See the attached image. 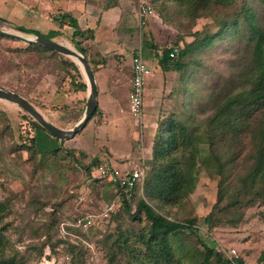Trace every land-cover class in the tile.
<instances>
[{"label":"rangeland","instance_id":"374dc122","mask_svg":"<svg viewBox=\"0 0 264 264\" xmlns=\"http://www.w3.org/2000/svg\"><path fill=\"white\" fill-rule=\"evenodd\" d=\"M249 2L260 5L258 0H233L229 6L211 2L207 11L199 9L198 16H195L190 11V0H157V5H169L166 10L168 20L160 15L154 3L159 14L150 20L153 29L145 33L144 27L150 25L140 23L137 31L143 32L146 38L150 36L148 42L159 45L160 50L174 47L176 42L184 48L208 31L216 34L220 29L214 20L216 16L232 17L241 8L248 9ZM11 31L33 35L17 28ZM216 35L213 44H207L196 54L193 69L197 73L193 80L179 71L163 69L155 49L144 46V56L153 74L147 82L142 125L131 114L129 91L125 88L120 93L118 121L109 120L99 107L87 126L69 140H59L37 128L33 124L34 118L25 110L0 99V198L10 205L3 222L7 255H15L25 264H71L73 254L68 250L70 244H75L80 246L82 264H143L146 248L139 236L148 233L150 221L144 212H137L134 201L131 212H128L122 199L117 197L115 186L107 179L94 177L92 172L89 173L88 165L103 155L117 160L120 166L128 159L144 158L146 173H149L148 162L153 157L158 134H166V124L171 119L187 121L188 110L196 111L199 117L188 125L189 130L194 129L193 142L199 149V164L210 157L207 124L199 121L209 113L205 108L209 91L224 78L230 79L233 74L230 65L241 48L240 33L236 29ZM157 37L162 44L155 42ZM61 41L78 50L75 42ZM66 60L76 62L64 54L53 59L41 57L29 48V44L0 36V86L21 93L47 120L70 129L83 117L89 91L88 88L86 91L76 90L72 75L76 81L80 79L73 70L65 67ZM76 63L82 73L81 80L87 83L82 67ZM96 68L97 81L104 83L106 74L97 65ZM122 69L128 80L132 74L131 63H124ZM246 88L248 86L239 84L232 93ZM198 91L201 101L197 104L191 99ZM263 117L264 106H250L240 118L256 122ZM242 138L246 152L250 147L249 138ZM33 146L36 154L29 150ZM58 148H61L58 155H50ZM44 153L49 155L44 156ZM241 155L238 161H242L244 156ZM218 181L219 176L210 175L201 164L196 188L182 204L167 205L159 200H146L170 219H196L205 241L228 259L243 258L245 264H264V258H261L264 250L263 202L246 208L237 226L220 224L208 231L205 220L217 201ZM119 237L121 242L126 241V245L115 248L116 256L111 260L112 243ZM182 238L204 251L195 237L183 234ZM47 239L48 244L40 250L39 243ZM174 246L176 248L177 243ZM232 249L237 250L238 257L230 256ZM176 253H179L177 248Z\"/></svg>","mask_w":264,"mask_h":264},{"label":"trees","instance_id":"16d2710c","mask_svg":"<svg viewBox=\"0 0 264 264\" xmlns=\"http://www.w3.org/2000/svg\"><path fill=\"white\" fill-rule=\"evenodd\" d=\"M155 1L154 5H157V0ZM258 1L260 5L255 6L249 2L248 9L243 7L232 17L216 16L214 19L220 28L216 34L228 33L229 29L233 28L240 33L241 48L230 65L233 71L230 79L224 78L209 91L208 100L205 103V108H208L209 113L199 121V123L207 124L206 132L209 135L211 147L210 157L199 164V149L193 142L194 129L189 130L188 128V125L192 123L191 120L199 117L196 111L188 110L187 121L171 119L166 124L167 129L164 130L166 134L164 132L158 134L153 157L148 162L151 171L146 173L142 188H136L129 197L121 187L109 182L117 189V197L122 199L128 212H131V203L134 201L137 212H144L150 221L148 233L139 236V240L146 248L143 264H245L243 258L232 261L223 252L209 245L201 235L196 219L186 221L170 219L158 211L146 198L159 200L167 205L182 204L194 192L202 164L210 175L219 176L217 201L205 220L209 232L220 224L237 226L245 215L246 208L257 202L264 203V117L256 122L240 118L247 107L261 108L264 106V0ZM190 2L192 3L190 11L198 16L199 9L207 11V6L211 2L229 6L233 0H190ZM163 5L156 7L160 15L168 20L166 10L169 5L164 3ZM72 26L75 28L73 42L77 45V49L88 57L91 65H95L93 66L94 71H97L98 63L90 58L88 49L83 45L85 39L91 38L89 32L82 31L75 19H72ZM19 29L27 33L40 34L38 31L22 26ZM211 33L212 31H208L203 37H196L184 48L179 47L178 42L174 47L164 50H160L159 45L151 44L148 40L145 44L155 49L157 59L163 69L179 71L184 77L193 80L197 73V70L193 69L197 61L196 54L207 44H213L216 39L217 35L215 33L210 35ZM29 48L47 59L61 55L38 44H29ZM175 48L178 53L175 57H171L170 53ZM64 65L73 70L80 79L76 81L75 76L72 75L76 90L86 91L88 85L81 80L82 73L79 65L70 60L64 61ZM239 84L246 85L248 88L239 93H232ZM199 94V91L195 92L191 101L200 103ZM98 110L99 107L95 114ZM33 124L49 133L37 121L34 120ZM242 137L249 138L250 147L246 152ZM29 150L32 154H36L37 150H34V146ZM60 150L61 148L54 149L50 155L56 156ZM46 155L49 154L44 153V156ZM240 155L244 156L242 161L237 160ZM99 161L100 158L96 157L88 165L89 173ZM141 189L143 192L139 193ZM9 206V203L0 198V264H25L15 255H7L5 252L7 241L4 238L5 225L3 222ZM262 214L264 216V210ZM183 234L195 237L196 243L203 245L204 251L198 249L197 245L192 242L186 243L182 238ZM48 240L39 243L40 250L48 244ZM120 240L119 237L112 243L111 260L116 256L115 248L121 249L122 245H126V241L121 242ZM175 243L179 251L177 255L175 254ZM79 247L70 244L68 252L73 254L71 264H82ZM261 258H264V250Z\"/></svg>","mask_w":264,"mask_h":264},{"label":"crops","instance_id":"0c3cea01","mask_svg":"<svg viewBox=\"0 0 264 264\" xmlns=\"http://www.w3.org/2000/svg\"><path fill=\"white\" fill-rule=\"evenodd\" d=\"M142 1L0 0V27L11 31L22 26L60 42L73 41L75 28L72 26V19H75L79 28L89 32L91 36L83 43L89 51L90 58L93 56V60L98 63L97 66L107 76L104 83L97 81L98 107H101L109 120L118 121L121 90L123 92L127 89L130 94L132 86V74L126 80L122 66L126 62L132 66L133 50L143 49L144 46L147 48L145 41L150 38L137 31ZM144 1L154 9V14L146 22L150 26L144 27L146 33L153 29L150 20L159 12L153 5L155 0ZM154 40L156 43H163L158 37Z\"/></svg>","mask_w":264,"mask_h":264},{"label":"built area","instance_id":"2783aa9c","mask_svg":"<svg viewBox=\"0 0 264 264\" xmlns=\"http://www.w3.org/2000/svg\"><path fill=\"white\" fill-rule=\"evenodd\" d=\"M154 14V9L146 1H142L139 9L140 23L146 24L149 17ZM178 51L175 48L170 56L175 57ZM153 74L150 64L147 62L142 48L133 50L132 62V86L129 94V106L133 117L139 124H143L146 87L149 77ZM119 162L108 155L100 157V161L92 168L94 177L107 179L117 184L131 196L136 188H142L146 176V162L144 158L128 159ZM230 256L238 257L236 249L230 251Z\"/></svg>","mask_w":264,"mask_h":264},{"label":"water","instance_id":"95a60500","mask_svg":"<svg viewBox=\"0 0 264 264\" xmlns=\"http://www.w3.org/2000/svg\"><path fill=\"white\" fill-rule=\"evenodd\" d=\"M0 35L8 37L11 39H16L23 41L27 44H38L45 48L54 50L58 53L67 55L76 60L82 67L84 74L87 77L88 85V98L87 105L83 117L70 129L62 128L53 122L47 120L43 113L29 100L27 97L21 93L0 86V99L7 100L9 102L17 104L28 114H30L34 120H36L43 128H45L51 135L55 136L59 140H69L78 134L82 129H84L89 121L93 118V115L97 111L99 106L98 94L99 87L97 83L96 73L91 65L87 56H85L80 51L69 45L57 41L53 38L46 37L42 34H33L30 36L23 35L17 32H13L0 27Z\"/></svg>","mask_w":264,"mask_h":264}]
</instances>
